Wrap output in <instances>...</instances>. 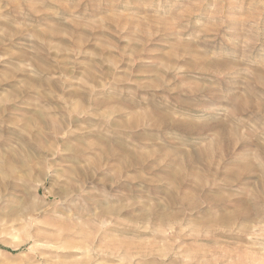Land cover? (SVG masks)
I'll return each instance as SVG.
<instances>
[{
  "label": "rangeland",
  "instance_id": "obj_1",
  "mask_svg": "<svg viewBox=\"0 0 264 264\" xmlns=\"http://www.w3.org/2000/svg\"><path fill=\"white\" fill-rule=\"evenodd\" d=\"M0 264H264V0H0Z\"/></svg>",
  "mask_w": 264,
  "mask_h": 264
}]
</instances>
